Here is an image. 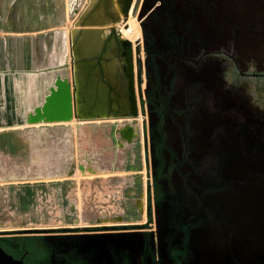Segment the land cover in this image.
Listing matches in <instances>:
<instances>
[{
	"label": "flooded vegetation",
	"instance_id": "flooded-vegetation-1",
	"mask_svg": "<svg viewBox=\"0 0 264 264\" xmlns=\"http://www.w3.org/2000/svg\"><path fill=\"white\" fill-rule=\"evenodd\" d=\"M130 12L140 27L132 84L148 168L145 221L0 233L11 257L0 264H200L202 227L216 221L214 194L233 134L248 145L254 130L252 98L241 86L264 83V0H133ZM190 52L200 65L189 62ZM127 84L123 77L116 99L130 96ZM258 107L256 115L264 114ZM212 108L214 126L204 120ZM258 215L253 234L238 232L232 264H264V212ZM125 231L141 233L129 249L123 240L90 244V234Z\"/></svg>",
	"mask_w": 264,
	"mask_h": 264
},
{
	"label": "crops",
	"instance_id": "crops-1",
	"mask_svg": "<svg viewBox=\"0 0 264 264\" xmlns=\"http://www.w3.org/2000/svg\"><path fill=\"white\" fill-rule=\"evenodd\" d=\"M69 1L71 5V0H0L2 233L99 220L107 207L97 176L120 172L128 175L123 196L115 205L121 219L127 223L146 219L140 196L147 189L148 168L139 120L138 125L127 117L29 120L58 77L71 81L70 30L79 12L70 17ZM107 34L106 30L101 36ZM262 87L241 86L252 98L253 112L252 90L261 92ZM204 114L205 121L216 125L213 108ZM128 122L133 125L132 132L128 130L131 141L120 132ZM239 122H245L244 118ZM101 123H110V128L96 129ZM248 127L254 128L251 123ZM112 144L123 166L107 163Z\"/></svg>",
	"mask_w": 264,
	"mask_h": 264
},
{
	"label": "water",
	"instance_id": "water-1",
	"mask_svg": "<svg viewBox=\"0 0 264 264\" xmlns=\"http://www.w3.org/2000/svg\"><path fill=\"white\" fill-rule=\"evenodd\" d=\"M132 1L88 0L70 30L71 81L58 77L44 103L32 112L30 122L66 121L71 117L77 121L118 117L136 119L140 116L133 94L132 41L123 37L119 28L121 23L126 26ZM106 30L107 36H101ZM211 41L206 39L207 45ZM211 54L207 51V60ZM119 58H124L121 66L122 70L125 69L124 75L116 74L120 70ZM188 60L192 65H200L192 52ZM123 77L127 79L130 96L116 99L115 92H122ZM191 90L196 91L195 88ZM249 123L254 127L248 135L249 144L246 145L241 134H233L228 150L230 156L227 155L221 165V190L214 194L216 221L202 227L197 253L200 264H232L233 245L238 232L247 237L253 234L252 229L261 224L262 215L258 213L264 212V118L255 115L254 122ZM125 130L132 131L133 127L127 124ZM128 141H131L130 137ZM249 221L253 223L248 225ZM41 230L46 229L31 228L19 232ZM137 234L141 233L90 234V244L97 238L114 245L118 240H123L124 246L129 249L131 237ZM139 241L142 246V241ZM0 258L6 261L11 259L1 248Z\"/></svg>",
	"mask_w": 264,
	"mask_h": 264
},
{
	"label": "built area",
	"instance_id": "built-area-1",
	"mask_svg": "<svg viewBox=\"0 0 264 264\" xmlns=\"http://www.w3.org/2000/svg\"><path fill=\"white\" fill-rule=\"evenodd\" d=\"M77 0H71V3H75ZM130 120H136L135 124L138 125L139 120V126L141 127V118L140 116L136 119L130 118ZM133 127L131 123H127ZM126 126V125H125ZM122 163V162H121ZM123 166V165H120ZM97 178L101 181L102 180V191L106 194V213L101 216L99 220H96L94 222H91L87 225H105V224H114V223H123L121 219V214L119 210L117 209L116 202L120 200L123 196V189L128 183V175L126 173L120 172L117 174H101L97 176ZM118 198V199H116Z\"/></svg>",
	"mask_w": 264,
	"mask_h": 264
},
{
	"label": "rangeland",
	"instance_id": "rangeland-1",
	"mask_svg": "<svg viewBox=\"0 0 264 264\" xmlns=\"http://www.w3.org/2000/svg\"><path fill=\"white\" fill-rule=\"evenodd\" d=\"M87 2H88V0H83V1L82 0H77L75 3H73V4L71 3V5H70V1H69L67 9L69 11L70 17H72L75 14L74 12H77V13L80 12L82 10V8L87 4ZM79 5H80V7H79ZM130 21L135 23V26L137 25V27H135V26L134 27L136 29H138L137 30V34H140V31H139L140 27H139L138 21L135 18L134 12L133 13L132 12L129 13L127 21H126V26H124V24L121 23L119 25V27L122 26V27L127 28L129 26V25H127V23H129ZM137 34H136V36H138ZM136 36L134 37V39L136 38ZM261 81L262 80L259 79V78L258 79L257 78L256 79H251L250 82H248V84L252 83V84H257V85H263L262 89H264V83L262 84ZM253 91H255V89L252 90V93L254 94L253 96H254V101H255L254 109H255V112L257 113L258 112V108L263 110L262 108H260L258 106L264 107V90H262L261 92L259 90H256L255 93ZM258 117H261V119H263L264 114L263 115H259ZM95 126H96V129H98V130H99V128H102V127L106 128V129H109L110 128V123H101L100 125H95ZM121 145H122V143H121ZM111 146L112 147L110 148V152L107 153V157H109V159H107V163H109L111 165H114V166L122 165L121 158H119V156H118L119 155L118 150H116V148H115V146H113V144ZM108 154H109V156H108ZM114 155H116V156H114ZM145 179L147 180V177H145ZM95 194L98 195L100 193L96 192ZM102 196L104 198H106L105 190H104V193H103ZM116 199H118V198H116ZM36 229H42V228H36Z\"/></svg>",
	"mask_w": 264,
	"mask_h": 264
},
{
	"label": "bare ground",
	"instance_id": "bare-ground-1",
	"mask_svg": "<svg viewBox=\"0 0 264 264\" xmlns=\"http://www.w3.org/2000/svg\"><path fill=\"white\" fill-rule=\"evenodd\" d=\"M83 1V0H82ZM79 7H80V5H79ZM77 13V12H76ZM134 24V25H133ZM127 25H129L127 28H125V27H119L120 28V31H121V34H122V36L123 37H125V38H128L129 40H131V41H133L134 40V37L136 36V34H137V30L138 29H136L135 27H137V25L135 26V23H133V22H129V23H127ZM135 26V27H134ZM140 31V30H139ZM138 36H139V34H137ZM137 37V36H136ZM133 48V47H132ZM73 118V117H72ZM71 121V120H70ZM124 127H126V126H124ZM119 130V129H118ZM121 131V130H120ZM130 132H132V131H130ZM122 134H124V136L126 137V138H129L130 136H131V134L128 132V130H122V132H121ZM121 134V135H122ZM124 138V137H123ZM86 147V146H85Z\"/></svg>",
	"mask_w": 264,
	"mask_h": 264
}]
</instances>
